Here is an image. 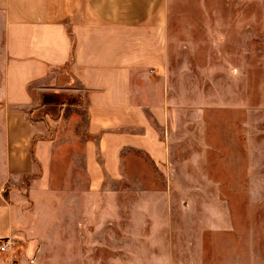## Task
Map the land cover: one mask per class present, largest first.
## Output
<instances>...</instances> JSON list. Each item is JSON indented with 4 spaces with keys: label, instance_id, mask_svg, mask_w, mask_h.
Instances as JSON below:
<instances>
[{
    "label": "rangeland",
    "instance_id": "obj_1",
    "mask_svg": "<svg viewBox=\"0 0 264 264\" xmlns=\"http://www.w3.org/2000/svg\"><path fill=\"white\" fill-rule=\"evenodd\" d=\"M169 8L167 172L124 151L122 175L105 179L98 196L80 194L77 208L63 188H18L7 264H160L162 245L171 257L198 252L223 264L264 247V3L172 0ZM1 62L0 49V80ZM44 100L78 103L82 130L80 90ZM79 177L85 188L81 174L70 182Z\"/></svg>",
    "mask_w": 264,
    "mask_h": 264
},
{
    "label": "crops",
    "instance_id": "obj_2",
    "mask_svg": "<svg viewBox=\"0 0 264 264\" xmlns=\"http://www.w3.org/2000/svg\"><path fill=\"white\" fill-rule=\"evenodd\" d=\"M171 1L0 0V241L12 233L18 188L37 195L63 188L77 208L80 194L98 196L105 179L122 175L124 151L166 171ZM68 79L78 88L64 84ZM70 89L82 94L80 132L78 103L49 108L44 100ZM80 174L85 188L80 177L70 182ZM259 247L239 249L223 264H264ZM149 251L141 246L143 257ZM161 254L160 264H209L198 252L196 259L171 257L165 245ZM7 257L0 250V264Z\"/></svg>",
    "mask_w": 264,
    "mask_h": 264
},
{
    "label": "built area",
    "instance_id": "obj_3",
    "mask_svg": "<svg viewBox=\"0 0 264 264\" xmlns=\"http://www.w3.org/2000/svg\"><path fill=\"white\" fill-rule=\"evenodd\" d=\"M7 240L0 241V250H4L7 246Z\"/></svg>",
    "mask_w": 264,
    "mask_h": 264
},
{
    "label": "trees",
    "instance_id": "obj_4",
    "mask_svg": "<svg viewBox=\"0 0 264 264\" xmlns=\"http://www.w3.org/2000/svg\"><path fill=\"white\" fill-rule=\"evenodd\" d=\"M83 115H85L84 112H83Z\"/></svg>",
    "mask_w": 264,
    "mask_h": 264
}]
</instances>
